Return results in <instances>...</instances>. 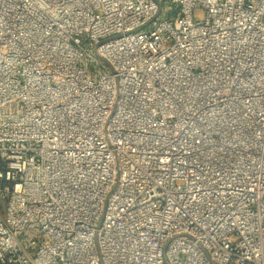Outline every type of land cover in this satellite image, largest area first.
<instances>
[{
	"label": "built area",
	"instance_id": "obj_1",
	"mask_svg": "<svg viewBox=\"0 0 264 264\" xmlns=\"http://www.w3.org/2000/svg\"><path fill=\"white\" fill-rule=\"evenodd\" d=\"M0 264H264V0H0Z\"/></svg>",
	"mask_w": 264,
	"mask_h": 264
},
{
	"label": "rangeland",
	"instance_id": "obj_2",
	"mask_svg": "<svg viewBox=\"0 0 264 264\" xmlns=\"http://www.w3.org/2000/svg\"><path fill=\"white\" fill-rule=\"evenodd\" d=\"M163 8H164V7H163ZM194 16H195V17H198V19H199V18H202L201 11H195V12H194ZM28 233H29V231H28Z\"/></svg>",
	"mask_w": 264,
	"mask_h": 264
}]
</instances>
